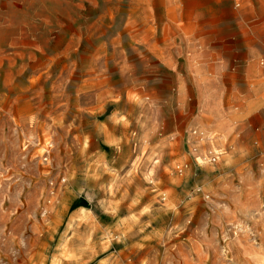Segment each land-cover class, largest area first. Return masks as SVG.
Segmentation results:
<instances>
[{
	"label": "rangeland",
	"instance_id": "1",
	"mask_svg": "<svg viewBox=\"0 0 264 264\" xmlns=\"http://www.w3.org/2000/svg\"><path fill=\"white\" fill-rule=\"evenodd\" d=\"M0 264H264V0H0Z\"/></svg>",
	"mask_w": 264,
	"mask_h": 264
},
{
	"label": "crops",
	"instance_id": "2",
	"mask_svg": "<svg viewBox=\"0 0 264 264\" xmlns=\"http://www.w3.org/2000/svg\"><path fill=\"white\" fill-rule=\"evenodd\" d=\"M226 66V65H225Z\"/></svg>",
	"mask_w": 264,
	"mask_h": 264
}]
</instances>
